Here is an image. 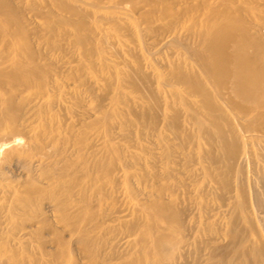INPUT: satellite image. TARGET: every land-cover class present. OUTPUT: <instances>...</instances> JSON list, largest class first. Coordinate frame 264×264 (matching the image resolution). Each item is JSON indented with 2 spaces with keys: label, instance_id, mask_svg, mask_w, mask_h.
Returning a JSON list of instances; mask_svg holds the SVG:
<instances>
[{
  "label": "bare ground",
  "instance_id": "obj_1",
  "mask_svg": "<svg viewBox=\"0 0 264 264\" xmlns=\"http://www.w3.org/2000/svg\"><path fill=\"white\" fill-rule=\"evenodd\" d=\"M262 5L0 0V264H190L197 228L211 264H264V200L232 178L264 135ZM156 33L160 44H145ZM158 46L176 62H160ZM183 120L207 164L190 176L204 217L190 228L184 171L169 166L189 155ZM205 182L228 191L226 221L208 214ZM124 235L134 250L117 255Z\"/></svg>",
  "mask_w": 264,
  "mask_h": 264
},
{
  "label": "rangeland",
  "instance_id": "obj_2",
  "mask_svg": "<svg viewBox=\"0 0 264 264\" xmlns=\"http://www.w3.org/2000/svg\"><path fill=\"white\" fill-rule=\"evenodd\" d=\"M260 8H262V10H264L263 5H262ZM177 31L180 32L179 28L177 29ZM146 36H147V35L144 36L145 39H146L145 42H147V43H145V44H150V43H151V44H152V43L160 44V43H158V42L161 41L160 39L162 38V35H161L160 33H159V34L156 33V34H155V39H153V40H149V39H148V41H147V37H146ZM159 36H160L161 38H160ZM182 37H183V36H182ZM157 38H158V39H157ZM156 39H157V40H156ZM150 41H151V42H150ZM154 41H155V42H154ZM65 43L67 44L66 41L63 42V44H65ZM161 44H162V43H161ZM160 48H161V49L164 48V49L161 50ZM169 48H170V47H164V46H158V48L156 47V49H155V52H156L155 57H156L160 62H163V63H165V64H167L168 62H169V63H170V62L172 63V61H174L175 58H176L177 56H176L175 54H173L172 49L170 48V49H171V50H170ZM157 49H158V50H157ZM168 49H169L170 51H168ZM159 50H161V52H163V51H164V52L161 54V52H160ZM166 51H167V52H166ZM171 52H172V54H171ZM166 53H167V54H166ZM169 53H170V54H169ZM159 54H160V55H159ZM165 54H166V55H165ZM158 55H159V56H158ZM173 55H174V57H173ZM165 57H168V58H165ZM169 57H170V59H169ZM164 58H165V59H164ZM160 59H161V60H160ZM163 59H164V60H163ZM176 60H177V59H176ZM176 60H175L174 62H176ZM169 89H171V88H169ZM99 93H100L99 95H100V97H101V95H102V93H104V91L101 90V92H100V90H99ZM105 103H107V102H105ZM154 110H155V109H153V112H154ZM154 113L157 114V111L155 110ZM185 121H186V120H185ZM185 121L183 120V122H182L183 125L180 123V124H181V128L183 127L182 129L184 130V134H185V135H188V134H189L188 136L191 138V142H192V143H189V142L186 143V142H184V145H186L187 147H189V148H187V147L185 146V148H186V149H185V153H186V154H189V155H186V156H188V157H187V161H186V160H185V162L182 161V160H181V155L178 154V153H176V152H174V153H175V156H173L174 154L171 155V156H172L171 159L173 158L174 162H170V163H169V166L171 167V164H172V167H173V168H174V167H175V168H179V169L181 168V171H182V170L184 171V172L182 171L183 173H182V176H181V177L183 178V180H185V181H184L185 183L187 182L186 184H188V185H187V186H186V184L184 185V187H186L187 189H186V188L184 189V187H183V190H182V189H179L180 191H179L178 193H181V192H182L181 194L183 195V196H182L183 199H182V197H181L180 194H178V196H179V198L182 199V200H180V199H179V200H180L182 203H184V204L186 203V205L188 206V208H190V210H192V211H189V212H190V213H189L190 215H188L189 217H188V216L186 217V218H188V219H186V220H187V221H188V220L190 221V222H187V221H186V225H188V226H189L188 228H190V225H192V226L197 225V224H196V223L198 222L197 219H198V220H203V218H204V217H202V216L200 215L201 213L198 211L199 209H198V206L196 205L197 202H198V199H197L198 189L196 188V185H195L194 183L191 184V181H192L191 179H192V177H190V176H191L192 174H193V175H198V174H199L198 171H199V169L202 167V165H207V164H205V163L202 164V163L197 159V155H196V152H194V148H195V146H196V143H198V142H197V140H196L195 138H193V134H194V132H193V131H194V126H193V124H192L191 122H188V121L185 122ZM190 123H191V124H190ZM184 124H185V125H184ZM187 124H188V125H187ZM189 124H190V125H189ZM191 125H192V126H191ZM185 126H186V127H185ZM190 126H191V127H190ZM188 127H189V128H188ZM192 127H193V129H192ZM158 129L161 130L160 132H161V134H162V135H161L162 137H165V135H166L167 138H170V135H171V138H170L171 140L176 141V142H178V141L180 142L181 139H179V138H178V140H176V138L174 139V135H173V133H170V134H169V132H168L167 130H164L163 127H162V129H161V127L159 126ZM185 129H186V130L188 129L187 132H186ZM190 129H191V130H190ZM192 130H193V131H192ZM191 131H192V132H191ZM165 132L168 133V135H167ZM190 132H191V134H190ZM255 133H256V134H255ZM257 133H258V137H257ZM254 135H255V136L253 137L254 141H253V139L251 140V142H252L253 145H254V146H252V152H253V157H251L252 159L250 158V159H247V160H246V159H244V160H243V159L240 160V161L238 162V163L240 164V166L237 167V168H238L237 170L234 169L236 172L233 171L232 178H234L235 175H236V177H235L234 179H236V182H238L237 179H239L241 176H243V178L245 177V178H244V182L246 181V182H245V186L248 184V185L246 186L247 190H248V191H250V190L252 191V189H253V190L255 189L257 192L260 191V192L258 193V194L261 193V194L259 195V197H260V198H263V199H261V200H264V194H263V193H264V192H263V189H264V188H263V186H264V169H262V168H264V167H263V165H264V163H263V162H264V160H263V159H264V154H263V153H264V151H263V150H264V135H262L261 133L259 134V132H254ZM260 135H261V136H260ZM148 136H149V137H152L150 134H149ZM259 137H263V138L261 139V138H259ZM172 138H173V139H172ZM256 139H257V140H256ZM259 139H260V141H259ZM192 140H193V141H192ZM261 140H262V141H261ZM144 143H145V142H144ZM185 143H186V144H185ZM261 143H262V144H261ZM188 144H189L190 146H188ZM202 145H203V147H204L205 144H202ZM255 145H256V146H255ZM257 145H258V146L260 145L259 147H260V148L263 147V148L260 149ZM193 146H194V148H193ZM206 146H207V148L209 147L208 145H206ZM157 147H158V146H156V145L154 146V148H155V152H156L155 154H156L157 156L154 154L153 157L155 158V161H158V162H159V163H156V165L159 166V164H160V161H159V160H160V157H161L159 153L161 152V148H157ZM255 147L258 149L257 151H256V148H255ZM191 148H193V149H191ZM157 149H158V150H157ZM254 149H255V150H254ZM259 149H260V150H259ZM191 150H192V151H191ZM159 151H160V152H159ZM186 151H187V152H186ZM262 151H263V152H262ZM188 152H189V153H188ZM257 152H258V153H257ZM185 153H184V154H185ZM255 153H257L256 155H258L257 157H256ZM158 154H159V155H158ZM176 154H178L180 157L177 156ZM194 154H195V155H194ZM260 155H261V156H260ZM176 156H177V157H176ZM189 156H190V157H189ZM254 156H255L256 159H257V160L255 159V161L258 162V163H256V162L254 161V158H255ZM156 157H157L159 160H158ZM174 158H175V159H174ZM192 158H193V159H192ZM189 159H190V160H189ZM191 159H192V162H191ZM197 160H198V162H197ZM250 161H252V162H250ZM253 161H254V162H253ZM181 162L183 163V165H182ZM189 162H190V163H189ZM196 162H197L198 164H199V162H200V164L198 165ZM242 162H243V163H242ZM249 162H250V163H249ZM173 163H174V164H173ZM177 163H178V164H177ZM185 163H186V165H185ZM241 163L243 164V166H242ZM245 163H246V164H245ZM248 163H249V167L247 166ZM261 163H262L263 165H262ZM187 164H189V165H187ZM201 164H202V165H201ZM239 164H238V165H239ZM255 164H259V165H261V166H260L261 169L259 170V169H258V168H259V167H258L259 165L257 166V165H255ZM184 165H185L186 167H184ZM190 165H191V168H190ZM193 165H195L196 167L193 166ZM253 165H254V167H253ZM177 166H178V167H177ZM180 166H181V167H180ZM187 166H188L189 168H187ZM198 166H199V167H198ZM241 166H242V167H241ZM239 167H240V169H239ZM184 168H185V169H184ZM186 168H187L188 170H186ZM248 168H249L250 171H247ZM196 169H197V170H196ZM252 169H253V170H252ZM257 169H258V170H257ZM189 170H190L192 173H191ZM194 170L197 171L198 174H194V172H195ZM242 170H243L244 172H240V171H242ZM251 170H252V171H251ZM254 170H256V171H258V172H255ZM186 171H187V172H186ZM253 171H254L255 173H254ZM234 172H235V173H234ZM238 172H239V173H238ZM262 172H263V173H262ZM236 173H237L238 175H237ZM241 173H242V174H241ZM245 173H246V175H245ZM249 173H250V174H249ZM258 173L260 174V177H259V174H258ZM261 173H262V175H261ZM183 174H184V176H183ZM247 174H248V175H247ZM257 174H258V175H257ZM239 175H240V176H239ZM187 176H188V178H187ZM237 176H238V177H237ZM247 176H248V177H247ZM246 177H247V178H246ZM254 177H255V178H254ZM184 178H185V179H184ZM194 178H195V177H193V179H194ZM200 178H201V176H199V179H200ZM258 178H259L260 180H259ZM247 179H248L249 181H248ZM255 179H256V180H255ZM186 180H187V181H186ZM189 181H190V182H189ZM188 182H189V183H188ZM250 182H252V183H250ZM256 182H257V183H256ZM171 183H172V181H171ZM205 183H206V184H204V186H202V188L204 187V193H205V194H204V200H203V201L205 202L204 204H206V202H207L209 205L206 204V206H209V207H212L211 205H213V207L210 208V209H209V207H208V209H209V213H208V214H210V215H212V214H217L219 217H221V219H222L223 221H224V220L226 221V219L228 218V215H225V214H224V210H226V209L228 208V207H227V205H228V203H229L228 198H227V197L229 196V193H227L228 191L219 190V189H217V188H216V190H217V191H216L215 189H213V188H215V187H214V186H215L214 184H213V187H212V184H211L210 182H205ZM249 183H250V184H249ZM189 184H191L192 187H190ZM193 184H194V185H193ZM233 184H234V183H233ZM252 184H253V185H252ZM260 184H261V185H260ZM206 185H208V186H206ZM209 185H210L211 187H210ZM249 185H250V186H249ZM254 185H255V187H253ZM258 185H259L261 188H260ZM262 185H263V186H262ZM188 186H189V187H188ZM194 186H195V187H194ZM251 186H252V187H251ZM207 187H208V188H207ZM209 187H210V188H209ZM249 187H250V189H249ZM190 188H191V189H190ZM205 188H206L207 190H205ZM251 188H252V189H251ZM192 189H193V190L195 189L196 194H195V192H194ZM209 189H210V190H209ZM186 191H187V192H186ZM190 191H192V192L190 193ZM205 191H206L207 193H206ZM183 192H184V193H183ZM209 192H210L211 194H210ZM187 193L189 194V196H188ZM192 193H193V194H192ZM208 193H209V194H208ZM216 193H217V194H216ZM223 193H225V195H224ZM184 194H185V195H184ZM219 194H220V195H219ZM226 194H227V195H226ZM218 195H219V196H218ZM187 196H188V197H187ZM212 196H213V197H212ZM195 197H196V199H195ZM186 198H188V200H187ZM192 198H193L194 200H193ZM219 198H220V199H219ZM251 198H252V196H251ZM210 199H211L212 201H211ZM213 199H214V200H213ZM216 199H217L218 201H216ZM226 199H227V200H226ZM113 200H114V199H113ZM186 200H187V201H186ZM190 200H191V201H190ZM207 200H209V201H207ZM109 202H110V201H109ZM111 202H112V201H111ZM124 202H125V204H124ZM191 202H193L194 204L191 203ZM195 202H196V203H195ZM210 202H212V203H210ZM215 202H216V203H215ZM220 202H221V203H220ZM227 202H228V203H227ZM118 203H119L120 205H122V203H123L124 210H125V207H126L125 205L127 204V207H126V210H125V211H126V215H127V217H126L125 219L128 220V221H129V220L131 221V220H132V219H131V218H132V212H131V209H130L131 207L128 205V203L126 202L125 198L121 197V201L116 203V205H117L116 207L119 206ZM188 204H189V205H188ZM218 204H219L220 206H219ZM221 204H222V205H221ZM193 205H194V206H193ZM195 205H196L197 210H196V208H195ZM123 206H119V207H122V208H123ZM190 206H191L192 208H191ZM225 206H226V207H225ZM216 207H218V208H216ZM219 207H221V208H219ZM215 208H216V209H215ZM128 209L130 210V212H129ZM212 210H214L215 212L212 211ZM218 210L220 211L219 214H218V212H219ZM127 211H128V212H127ZM195 211H196V212H195ZM216 211H217V212H216ZM253 211H254V212H253V216L256 217L257 220H259V217H257L258 212L255 211L254 208H253ZM193 212H194V214H193ZM130 213H131V214H130ZM195 213H197V214H195ZM128 214H129V215H128ZM194 215H195V216H194ZM197 215H198V216L200 215V217H198ZM222 215H223V216H222ZM224 215H225L226 217H225ZM129 216H131V217H129ZM196 216H197L198 218H197ZM208 216H209V215H208ZM215 217H216V216H215ZM128 218H129V219H128ZM193 218H195V219H193ZM210 219L214 220L213 218H210ZM194 220H196L197 222L194 221ZM208 221H211V220H208ZM194 222H195V223H194ZM114 223H115L116 225H118V222H114ZM187 223H188V224H187ZM202 227H204V226H202ZM197 229H198V228H197ZM197 229H196V231H194L193 233H191V234L193 235V236H191L190 239H189V242L191 241V242H190L191 244H190V245L188 244V245H187L188 247L185 246V248L187 247L186 250H185V254H186V251L188 250V252H187L188 254H186V256H187V258L189 257L188 260H190V261H188V262H189L190 264H205L206 261H208L206 264H211L210 261H209V259L211 260V257L209 256V255H210V251H209V248H208L207 245H206V243H207L208 240L210 239V234L207 233V232H202V229H201V228L198 229V232H197ZM200 230H201V231H200ZM200 232H201L202 234H201ZM194 234H195V235H194ZM206 234H207V235H206ZM202 235H203V236H202ZM200 236H201V237H200ZM206 236H207V237H206ZM197 237H198L199 239H198ZM203 237H204V238H203ZM123 238H125V239H122L121 244L119 245L120 248L116 247V248L114 249V251L116 250V252H118V254L115 252L117 255H119V253H120V255H122V254H124V252H126L127 248H128V249H131V248H132V246L129 247L130 243H127V245H126V243H125V241L127 242L128 240H132L131 237H127V236L124 235ZM194 238H195V239H194ZM201 238H202V239H201ZM206 238H207V239H206ZM208 238H209V239H208ZM191 239H192V240H191ZM193 239H194V240H193ZM123 240H124V241H123ZM195 240H196V241H195ZM198 240L200 241V244L202 243L201 245L199 244V241H198ZM221 240H222V241L219 242V245H224L226 241H224V239H221ZM194 242H195V243L197 242V243L195 244ZM223 243H224V244H223ZM192 244H193V245H192ZM197 244H199V245H197ZM123 245H125V246H123ZM196 245H197L198 248L196 247ZM202 245H203V247H202ZM194 246H195V247H194ZM199 246H200V247H199ZM121 247L123 248V250H122ZM193 247H194L196 250H195ZM124 248H125V249H124ZM192 248H193V250H192ZM222 248H224V247H221V249H220V253L225 252V248H224V249H222ZM119 249H120V250H119ZM189 249H191V250H189ZM200 249H201V251H200ZM202 249H203V251H202ZM118 250H119V251H118ZM132 250H134V247L132 248ZM197 250H198V251H197ZM205 250H206V251H205ZM192 251H193V252H192ZM199 251H200V252H199ZM207 251L209 252V255H208V256H207V254H208ZM121 252H122V253H121ZM194 252H195V254H193ZM197 252H198V253H197ZM203 252H204V253H203ZM196 253H197V254H196ZM199 253H201V254H199ZM202 253H203V254H202ZM204 254H205V255H204ZM189 255H190V256H189ZM191 255H192V256H191ZM194 255H195V256H194ZM201 255H203L204 257H203V256L201 257ZM193 256H194V257H193ZM196 256H197V257H196ZM199 256H200V257H199ZM206 256H207L208 258H207ZM195 258H196V260H198V261H196ZM200 258H201V262H200ZM203 258H205V259H203ZM191 259H192V260L194 259L193 261H195V262H193ZM202 259H203V260H202ZM191 262H192V263H191ZM198 262H199V263H198ZM204 262H205V263H204Z\"/></svg>",
  "mask_w": 264,
  "mask_h": 264
}]
</instances>
